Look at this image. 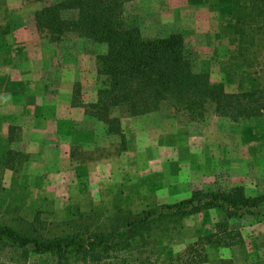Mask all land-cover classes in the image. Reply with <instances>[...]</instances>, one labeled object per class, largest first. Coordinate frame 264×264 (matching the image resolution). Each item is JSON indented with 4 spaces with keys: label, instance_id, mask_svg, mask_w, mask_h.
<instances>
[{
    "label": "rangeland",
    "instance_id": "1",
    "mask_svg": "<svg viewBox=\"0 0 264 264\" xmlns=\"http://www.w3.org/2000/svg\"><path fill=\"white\" fill-rule=\"evenodd\" d=\"M56 1L37 3L40 9ZM229 3L134 0L130 10L140 17L144 36H164L172 26L188 27V44L197 54L200 70L213 82H222L227 93H240L253 71L237 58ZM38 32L40 62L34 66L40 74L38 104L31 98L24 102L25 107H35V120L17 111V124L9 125L8 138L0 136V224L32 223L37 233L51 237L73 232L82 218L93 231L105 229L116 213L172 204L188 198L193 188L214 182L244 187L248 195L263 192L264 134L257 126L212 114L192 121L166 109L133 117L114 110L111 116L119 117L121 135L108 134L109 126L84 108L96 101V56L104 47L76 36L55 43L46 31ZM51 105L54 112L48 108ZM47 117L54 119L47 124ZM41 142L46 149L25 152ZM36 213L39 219L33 223ZM220 219L218 211L186 218L179 229L148 240L142 253L114 254L107 263L126 259L129 264H177L197 231ZM263 222L264 213L231 222L243 243L251 245V253L241 245L218 254L209 249L204 264H252L260 258L255 244ZM231 252L234 258H229ZM54 262L50 255L33 254L24 262L17 251L0 248V264Z\"/></svg>",
    "mask_w": 264,
    "mask_h": 264
},
{
    "label": "trees",
    "instance_id": "2",
    "mask_svg": "<svg viewBox=\"0 0 264 264\" xmlns=\"http://www.w3.org/2000/svg\"><path fill=\"white\" fill-rule=\"evenodd\" d=\"M133 2L57 0L34 14L37 30L46 31L52 42L76 36L104 47L96 56V101L84 107L86 114L109 126L108 134L121 135L119 117L111 116L114 110L133 117L163 109L192 121L212 114L257 126L264 134V0L229 3L237 58L253 71L240 93H227L222 82H213L200 70L197 54L188 44V27L172 26L164 36H144L140 17L130 10ZM71 13L74 16L68 17ZM209 211H218L221 219L197 231L196 240L177 257V264H204L209 249H217L218 254L242 245L241 232L231 222L264 213V180L263 192L255 196L230 184L196 187L188 198L172 204L116 213L105 229L95 231L83 218L73 232L51 237L37 233L32 223L0 224V248L17 251L24 262L33 254L50 255L54 264H108L114 254H140L157 234L179 229L184 219ZM38 219L36 213L33 223ZM115 264L129 262L117 259Z\"/></svg>",
    "mask_w": 264,
    "mask_h": 264
},
{
    "label": "crops",
    "instance_id": "3",
    "mask_svg": "<svg viewBox=\"0 0 264 264\" xmlns=\"http://www.w3.org/2000/svg\"><path fill=\"white\" fill-rule=\"evenodd\" d=\"M38 10L37 0H0V136L6 139L9 125L17 124V111L24 112L30 118L34 117V120L36 117L32 111L35 107H25L24 102L31 98L36 105L39 98L40 74L38 68H34L40 62L39 32L34 22V14ZM49 107L54 112V105ZM36 108L40 110V106ZM53 117H47L45 122L48 124L53 121ZM32 147L34 148L31 149ZM46 148L45 143L41 142L36 146L31 144L30 150L26 149L25 152L37 153ZM67 160H71L69 151ZM244 190L247 194L245 188ZM262 228L263 231L258 234L259 238L255 244V252L260 258L251 262L252 264H264V222ZM247 245L243 243L241 246L247 249L251 247ZM233 248L224 249L229 251ZM246 251L251 253L249 249ZM232 255L233 252L229 258H234Z\"/></svg>",
    "mask_w": 264,
    "mask_h": 264
}]
</instances>
